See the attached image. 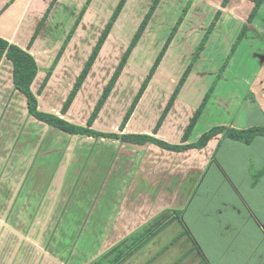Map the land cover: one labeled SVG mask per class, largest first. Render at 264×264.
<instances>
[{
  "label": "crops",
  "instance_id": "1",
  "mask_svg": "<svg viewBox=\"0 0 264 264\" xmlns=\"http://www.w3.org/2000/svg\"><path fill=\"white\" fill-rule=\"evenodd\" d=\"M88 1L0 0V38L27 50L40 68L32 85L40 111L78 126L88 125L138 30L130 28L144 19L135 13L138 2L134 3L132 17L124 21L123 30L114 27L72 106L63 113L113 14L103 8V0H93L68 42ZM223 2L193 0L182 28L121 132L169 37L152 28L154 17L93 129L151 135L182 145L186 129L209 94L186 144L197 143L216 127H264V2L252 23L248 21L254 2L230 0L226 8ZM199 5H205L211 16L222 12L217 26L232 39L221 42L224 47L217 51L212 46V38L217 37L214 30L155 134L206 36L196 29L184 30ZM246 25L248 31L231 59L232 41H237ZM226 57L231 62L223 71ZM177 212L180 216L174 217ZM164 215L169 216L166 224L122 264H264V137L244 144L220 134L203 150L177 153L154 144L72 136L29 114L26 97L14 88L12 62L1 61L0 264H94Z\"/></svg>",
  "mask_w": 264,
  "mask_h": 264
},
{
  "label": "trees",
  "instance_id": "2",
  "mask_svg": "<svg viewBox=\"0 0 264 264\" xmlns=\"http://www.w3.org/2000/svg\"><path fill=\"white\" fill-rule=\"evenodd\" d=\"M93 0H89L88 4L83 9L81 15L79 16L72 32L70 33L68 42L73 38L76 31L79 29L80 24L82 23L85 15L87 14L89 7L91 5ZM230 0H224L222 7L226 8ZM254 2L255 7L250 14L249 17V23H252L256 15L258 14V11L264 2V0H249ZM128 0H121L114 11L113 15L111 16L109 22L107 23L102 35L100 36L84 70L82 71L78 81L76 82L71 94L69 95L66 103L63 107V113H66L70 107L72 106V103L74 102V99L76 98L77 94L79 93L80 89L82 88L85 80L87 79L88 75L90 74L96 60L98 59V56L100 55V52L102 51L104 45L106 44L110 34L112 33L116 22L118 21L119 17L121 16L124 8L126 7ZM162 0H155L152 4L150 10L148 11L147 15L144 17L143 21L141 22L138 30L136 31L128 49L126 50L119 66L116 69V72L114 73L112 79L110 80L109 84L107 85L106 89L104 90L101 98L99 99L98 104L96 105L87 126H78L71 124L67 121H65L63 118L50 114V113H44L40 111L39 109V102H38V96L32 91V85L40 72V68L38 66V63L36 59L30 54L27 50H24L14 44L9 43L3 38H0V63L4 58L9 59L13 64V80H14V88L16 91L21 92L27 99L28 102V109L29 114L36 118L37 120L46 123L50 127L57 128L59 130H62L72 136H89L93 137L95 139L100 138H108V139H117L120 140L123 143H132L136 145H146V144H154L162 149L173 151V152H182L189 149H196V150H203L206 148L210 140L218 135H224V137L233 140L238 141L244 144H251L254 139L257 137H264V127H255L250 128L246 130H238L235 128H226V127H216L207 133H205L200 140L195 144H186L188 141L190 134L192 133L194 127L196 126L209 98L210 94L206 97L204 103L202 104L201 108L197 111L195 116L193 117L191 123L189 124L188 128L185 131L184 137H183V144L182 145H170L155 136L151 135H125V134H117V133H101L93 129V124L95 120L97 119L99 113L101 112L102 108L104 107L106 101L108 100L110 94L112 93L116 83L118 82L124 68L126 67L130 57L132 56L135 48L137 47L138 43L142 39L144 33L148 29L150 23L152 22L154 15L156 14L160 3ZM193 0H190L188 4L186 5L185 9L182 11L181 17L179 18L178 22L176 23L175 27L172 30V33L168 37L164 47L162 48L159 56L157 57L155 63L153 64L149 74L147 75L146 79L144 80L141 89L139 90L131 108L129 109L127 115L125 116L123 123L121 125V132H123L124 128L128 124L130 118L132 117L134 111L136 110V107L138 106L140 100L142 99L144 93L146 92L148 86L152 82L155 74L157 73L158 69L160 68V65L166 56L168 49L170 48L171 44L175 40V37L177 36L179 30L183 26L190 10L192 7ZM50 10L48 11L45 19L43 20L41 26L46 21V18L48 14L50 13ZM222 15V12L219 11L215 17L214 22L211 24L208 32L206 33V36L204 37L201 45L196 51V54L193 57L192 62L190 63L189 67L185 71L181 81L179 82V85L175 92L172 95V98L164 111L157 128L155 130V134L158 132L159 128L163 124L164 120L168 116L170 110L172 109L174 103L176 102L178 95L180 94L182 88L184 87L186 81L188 80V77L190 76L195 63L201 56L202 51L204 50V47L206 46L209 38L213 34L220 17ZM40 28L38 29L36 35L34 36L33 41L36 39L38 33L40 32ZM249 26L246 25L243 27L240 35L237 38V41L235 43V46L232 49L231 56L235 54L236 50L238 49L240 43L244 39L246 32L248 31ZM67 45V43H66ZM66 45L61 50L58 59L56 60L54 67L48 71V77L46 82L49 80L50 76L52 75L53 71L55 70ZM230 60V58H229ZM227 67L226 65L223 67V71ZM222 71V72H223ZM174 217H179L180 213H173ZM168 215H164L156 219L155 221L148 224L145 228L137 232L136 234L128 237L124 241H122L120 244L115 246L113 249H111L108 253H106L104 256H102L98 261H96L94 264H103L106 262V264H122L131 254H133L137 249H139L143 244H145L148 240H150L159 230L166 224L168 221Z\"/></svg>",
  "mask_w": 264,
  "mask_h": 264
},
{
  "label": "rangeland",
  "instance_id": "3",
  "mask_svg": "<svg viewBox=\"0 0 264 264\" xmlns=\"http://www.w3.org/2000/svg\"><path fill=\"white\" fill-rule=\"evenodd\" d=\"M103 1H104L103 8L105 10L111 9L113 11V13H114V11L116 10V8H117V6H118V4H119V2L121 0H103ZM154 1L155 0H128V2L126 4V7L124 8L125 11L123 10L125 12L124 17H123V19H121V16H122V14H121V16L119 17L118 21L115 24L116 25L115 29L118 30V31L123 30L124 21L125 20L127 21V18H129L128 19V21H129L130 18L132 17L130 12H131V9H132L134 3L138 2V5L135 6V10H136L135 13H137L138 16H141V17L144 16L145 17L147 15L148 11L150 10L152 4L154 3ZM189 1L190 0H162V2L160 3V6H159L156 14L154 15L155 19H154V22L152 23V28H154L157 31H159V33H160L159 35H161L162 37H164L167 34H168V36H170V34L172 33L173 28L175 27L176 23L178 22L179 18L181 17L182 11L185 9V7H186V5L188 4ZM206 8L207 7H205V5H201V6L199 5L198 6V8L194 12V14L188 20L187 24H185L186 25V27L184 26L185 27V29H184L185 32L186 31H191V30H194V29H196L199 34H205V33L208 32L211 24L215 20L216 15L214 14L213 16H211L212 12L208 11ZM140 24H137L135 22V23H133V27L135 26L136 28L135 27L134 28L131 27L130 29H132V30L135 29L136 30L137 28H139ZM215 31H217V34H216L217 37L212 38V41H213L212 42V46H214V48L218 51V50H221V48L224 47V46L222 47L223 44L221 42H225V41L231 40L232 38L230 36H227L225 33H223L224 32V28L223 27L218 28V26H217L215 28ZM230 31L234 32L235 29H233L231 27ZM235 43H236V40L232 41V49L235 46ZM172 44H171V46H172ZM164 45L162 47L160 46L161 48L159 47L160 48V52H161L162 48L164 47ZM171 46H170V48H171ZM170 48L168 49V51L170 50ZM246 50H249V49H246ZM233 56L234 55H232L231 59L233 58ZM244 58H247L246 55H244ZM231 59L229 60V58L226 57V59H224V61H225L224 66L226 65V62H227V66H228V64L231 62ZM239 59L240 58H238L237 61H240ZM211 60L213 61V58ZM217 62H220V59H217Z\"/></svg>",
  "mask_w": 264,
  "mask_h": 264
}]
</instances>
